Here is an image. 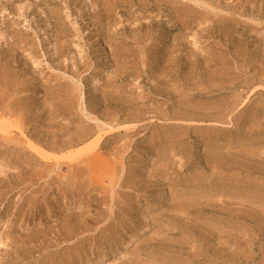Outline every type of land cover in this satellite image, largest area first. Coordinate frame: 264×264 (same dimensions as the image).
Instances as JSON below:
<instances>
[{
  "label": "rangeland",
  "instance_id": "obj_1",
  "mask_svg": "<svg viewBox=\"0 0 264 264\" xmlns=\"http://www.w3.org/2000/svg\"><path fill=\"white\" fill-rule=\"evenodd\" d=\"M0 99V264H264V0H0Z\"/></svg>",
  "mask_w": 264,
  "mask_h": 264
},
{
  "label": "bare ground",
  "instance_id": "obj_2",
  "mask_svg": "<svg viewBox=\"0 0 264 264\" xmlns=\"http://www.w3.org/2000/svg\"><path fill=\"white\" fill-rule=\"evenodd\" d=\"M195 1H196V0H195ZM172 4H173V3H172ZM203 22H204V21H203ZM60 45H61V44H60ZM233 66H234V64H233ZM260 72H261V71H260ZM159 77H160V76H159ZM3 82H4V81H3ZM92 82H93V81H92ZM260 85H261V84H260ZM222 87H223V86H222ZM252 87H253V86H252ZM1 88H2V87H1ZM2 89H3V88H2ZM3 91H4V90H3ZM214 91H215V90H214ZM250 91H251V90H250ZM206 92H207V91H206ZM4 93H5V91H4ZM203 93H204V92H203ZM201 94H202V93H201ZM3 96H5V95L3 94ZM245 96H246V95H245ZM236 100H237V99H236ZM245 100H246V99H245ZM0 101H1V99H0ZM243 101H244V100H242V102H243ZM233 102H234V101H233ZM240 103H241V102H240ZM233 104H235V103H233ZM0 106H1V105H0ZM6 109H7V108H6ZM0 110H2L1 107H0ZM4 110H5V109H4ZM4 110H2V111H4ZM9 110H11V109H9ZM5 111H6V110H5ZM9 112H10V111H9ZM13 112H14V111H13ZM231 112H232V111H231ZM4 114H5V113H3V112L0 111V116H4ZM6 114H7V111H6ZM6 114H5V115H6ZM10 114H11V112H10ZM10 114H9V115H10ZM11 115H13V114H11ZM114 115H115V114H114ZM18 117H19V116H18ZM16 119H17V118H16ZM96 119H97V118H96ZM96 119H95V120H96ZM17 120H18V119H17ZM19 121H20V120H19ZM175 121H176V120H175ZM183 121H184V120H183ZM14 122H15V121H14ZM14 122L12 123V122H11V119L9 120V117H8V118H7V117H6V118L4 117V119H3V117L0 118V144H3V146H4L5 149H9V148L12 149V151L10 150L11 152H13V149L16 147V146H14V145H16V142H15V141H17L18 137L16 136L17 139L15 140V138L12 136V134H11V136H9L10 131H11L10 127H11V126H12V127H15L16 130H18V132H19L20 134H23L22 128H20V125H22V123H21V122L19 123L18 121H16L15 123H14ZM187 122H188V121H187ZM203 122H204V121H203ZM208 122H209V121H208ZM213 122H214V121H213ZM218 123H219V122H218ZM124 124H125V123H124ZM124 124H123V125H124ZM129 124H130V123H129ZM121 125H122V124H121ZM22 126H23V125H22ZM124 126H125V125H124ZM129 126H130V125H129ZM116 127H117V126H116ZM127 127H128V126H127ZM108 128H109V127H108ZM112 129H113V128H112ZM116 129H117V128H116ZM110 130H111V129H110ZM99 131H100V130H98V132H99ZM11 132H12V131H11ZM12 133H13V132H12ZM16 133H17V132H16ZM14 134H15V133H14ZM17 134H18V133H17ZM97 134H98V133H97ZM15 135H16V134H15ZM18 135H19V134H18ZM83 135H84V134H83ZM22 136L24 137V134H23ZM95 136H96V135H95ZM95 136H93L92 138H93V139H94V138L96 139ZM19 137H20V136H19ZM83 137H84V136H83ZM85 137H86V136H85ZM99 137L101 138V136H98L97 138H99ZM6 138H7V139H6ZM9 138H10V139H9ZM25 138H26V137H25ZM80 138H81V137H80ZM86 138H88V137H86ZM86 138H85V140H86ZM8 139L11 140V141L13 140V142H15V144H12V146H11L12 148L8 145V142H9ZM19 139H20V138H19ZM26 140H27V139H26ZM27 141H28V143H27V142H26V143L29 144V143L31 142V139H30V140H27ZM29 141H30V142H29ZM81 141H82V139H81ZM89 141H90V140H89ZM89 141H87L86 143L88 144ZM96 141L99 142V140H96ZM18 142H20V141H18ZM21 142H22V141H21ZM78 142H80V141H78ZM83 142H84V141H83ZM83 142H82V143H83ZM90 142H91V144L94 143V142H92V141H90ZM98 142H97V143H98ZM82 143H81V144H82ZM97 143H96V144H97ZM17 144H18V143H17ZM19 144H20V143H19ZM31 144H33V143H31ZM72 144H73V143H72ZM87 144L84 145V146H87ZM96 144H95V145H96ZM29 145H30V144H29ZM67 145H68V143H67ZM67 145H66V146H67ZM73 145H74V144H73ZM78 145H79V143H78ZM95 145H94V144L92 145L93 148L96 147ZM34 146H35L34 144H33L32 147H31V145H30V148L33 149V150H35V153H36V152L39 153V147H38V146H37V147H34ZM66 146H65V147H66ZM75 146H76V145H74L73 148H74ZM27 147H28V146H27ZM33 147H34V148H37V151H36V149H34ZM2 148H3V147H2ZM76 148H77V147H76ZM78 148H79V146H78ZM82 148H83V149L80 148L81 151H82V150H86L85 147H82ZM89 148H90V147H89ZM89 148H88V149H89ZM54 149H55V148H54ZM54 149H53V150H54ZM40 150H41V149H40ZM72 150H73V149H72ZM75 150H76V152L74 153V155H75V157H76V154L78 155V153L80 152V150L74 149V151H75ZM89 150H90V149H89ZM89 150H88V151H89ZM16 151L18 152V150H16ZM43 151L45 152L44 149H43ZM43 151L41 152L42 155H43V153H44ZM56 151H57V150H56ZM56 151H55V152H56ZM68 151L71 152V150H68ZM74 151H73V152H74ZM86 151H87V150H86ZM86 151H85V152H86ZM90 151H91V150H90ZM90 151H89V152H90ZM58 152H59V151H58ZM38 153H36V154H38ZM41 153H40V154H41ZM46 153H47V151H46ZM46 153H45V154H46ZM86 153H87V152H86ZM40 154H39V155H40ZM48 154H49V156H50V153H48ZM48 154H47V155H48ZM51 154L53 155V153H51ZM63 154H64L65 156H64ZM68 154H69V153H68ZM80 154H81V153H80ZM58 155H59V154H58ZM71 155H72V154H71ZM71 155H70V156H71ZM74 155H73V158H74ZM83 155H84V154H83ZM93 155H94V154H93ZM95 155H96V153H95ZM37 156H38V155H37ZM43 156H44V155H43ZM45 156H46V155H45ZM62 156H63V157L58 156L59 159L61 158L60 161L63 160L62 158H66V152L62 153ZM78 156H80V155H78ZM40 157H41V155H40ZM55 157H56V155H55ZM55 157H54V155H53L54 160H55ZM67 157H68V156H67ZM41 158H42V157H41ZM73 158H72V159H73ZM95 158H96V157H95ZM97 158H98V157H97ZM110 158H111V156H110ZM20 159H21V158H20ZM45 159H46V158H45ZM74 159H75V158H74ZM92 159H93V157H92ZM48 160H49V159H48ZM50 160H52V159H50ZM67 160H68V159H67ZM82 160H83V159H82ZM84 160H85V159H84ZM94 160H96V159H94ZM97 160H99V159H97ZM100 160H101V159H100ZM46 161H47V160H46ZM55 161H56V160H55ZM88 161H89V160H88ZM37 162H39V161H37ZM90 162H91V161H90ZM92 162H93V161H92ZM92 162H91V163H92ZM54 163H55V162H54ZM57 163H58V162H57ZM57 163H56V164H57ZM59 163H60V162H59ZM95 163H96V162H95ZM105 163H106V162H105ZM49 164H50V162H49ZM51 164H52V162H51ZM92 164H93V163H92ZM100 164H101V163H100V161H99V165H100ZM106 164H107V163H106ZM54 165H55V164H54ZM107 165H108V164H107ZM110 165H111V164H110ZM44 166L46 167L47 165L45 164ZM48 166H49V165H48ZM50 166H51V165H50ZM50 166H49V168H50ZM102 166H103V165H102ZM102 166H101V167H102ZM105 166H106V165H105ZM105 166H104V167H105ZM108 166H109V165H108ZM112 167H113V166H112ZM46 168H48V167H46ZM156 168H157V166H156V163H155V161H154V157H153L152 155H150V156L148 157V162H147V166H146V171L148 172V174H151V175H152V174H154V172L156 171ZM103 169H105V168H103ZM113 169H114V168H113ZM106 170H107V168H106ZM106 170H105V171H106ZM111 170H112V169H111ZM53 171H54V170H53ZM107 171H108V170H107ZM110 172H111V171H110ZM145 173H146V172H145ZM63 174H64V173H63ZM77 175H78V174H77ZM61 178H63V177H61ZM67 178H68V177H67ZM89 180H90V179H89ZM103 181H104V180H103ZM95 184H96V183H95ZM115 184H116V183H115ZM81 226H82V225H81ZM212 227H213V226H212ZM54 237H55V236H54ZM131 237H133V232L130 233V234H128L126 238H131ZM125 242H126V241H125ZM109 256H110V255H109Z\"/></svg>",
  "mask_w": 264,
  "mask_h": 264
}]
</instances>
